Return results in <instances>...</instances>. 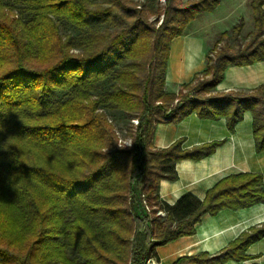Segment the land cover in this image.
Listing matches in <instances>:
<instances>
[{
    "label": "trees",
    "instance_id": "1",
    "mask_svg": "<svg viewBox=\"0 0 264 264\" xmlns=\"http://www.w3.org/2000/svg\"><path fill=\"white\" fill-rule=\"evenodd\" d=\"M220 3L0 0V264H148L158 247L195 234L204 214L264 203L261 174L224 178L204 200L187 192L171 205L159 195L163 179L178 178L179 160L219 144L186 150L180 139L157 148L160 123L196 112L227 116L234 130L250 110L264 152V85L214 93L227 67L264 60V0H251L246 44L215 48L178 93L166 87L171 42ZM63 25L75 32L63 34ZM108 111L128 117L132 145L120 142ZM263 237L264 225L254 226L215 254L171 264L244 261Z\"/></svg>",
    "mask_w": 264,
    "mask_h": 264
},
{
    "label": "crops",
    "instance_id": "2",
    "mask_svg": "<svg viewBox=\"0 0 264 264\" xmlns=\"http://www.w3.org/2000/svg\"><path fill=\"white\" fill-rule=\"evenodd\" d=\"M210 40L209 32L201 29L186 31L173 39L166 70L168 91L178 93L184 83L190 82L196 73L206 68L207 56L213 54ZM262 85L264 60L227 67L214 93H250ZM233 109V105L225 108L227 112ZM253 125L254 115L250 110L244 112L234 130L229 129L227 116L203 118L196 112L178 122L158 124L154 136L157 148H167L180 139L186 150L219 143L210 155L179 160L175 166L178 178L163 179L160 183L161 199L173 205L184 193L190 192L204 200L208 191L222 179L237 174H261L264 182V152L256 150ZM263 225L264 203L238 210L224 208L215 215L206 213L196 225L195 234L158 247L156 260L159 264H171L182 256L204 251L215 254L251 227ZM246 254L250 257L247 260H229L223 264H264V237L252 243Z\"/></svg>",
    "mask_w": 264,
    "mask_h": 264
},
{
    "label": "rangeland",
    "instance_id": "3",
    "mask_svg": "<svg viewBox=\"0 0 264 264\" xmlns=\"http://www.w3.org/2000/svg\"><path fill=\"white\" fill-rule=\"evenodd\" d=\"M184 1L190 2L196 0ZM154 2L155 5L158 3L162 6L166 3V0H154ZM218 7L217 11L213 14H209V12L199 14L197 18L189 24L186 31H196L201 29L209 32V35H211V52H213L215 48H221L227 44L234 48L246 44L249 41L251 34L255 31V13L251 6V0H221ZM156 19L157 16L152 17V20ZM162 21L163 16L160 18L158 25H160ZM235 27L240 28L239 30H235ZM62 32L63 34H67L75 31L72 27L63 25ZM223 32H228V35L222 37ZM108 114L110 118L114 120V123L119 130V134L123 139L120 142L125 146L132 145V139L125 137L126 128L130 126L128 117L125 114L118 112L114 113L108 111ZM133 120L131 121V124L137 125ZM151 260H154L156 264H159L156 259ZM151 264L153 263L151 262Z\"/></svg>",
    "mask_w": 264,
    "mask_h": 264
},
{
    "label": "built area",
    "instance_id": "4",
    "mask_svg": "<svg viewBox=\"0 0 264 264\" xmlns=\"http://www.w3.org/2000/svg\"><path fill=\"white\" fill-rule=\"evenodd\" d=\"M133 121H134V123H136V124L139 123L138 120H133ZM159 213L162 214V215H164V212H162V211H160ZM151 262H152L153 264H156V262H155L154 260H150V261H148V264H151Z\"/></svg>",
    "mask_w": 264,
    "mask_h": 264
}]
</instances>
